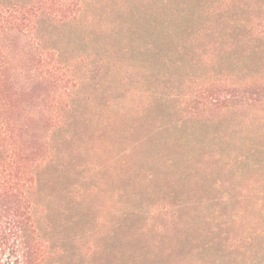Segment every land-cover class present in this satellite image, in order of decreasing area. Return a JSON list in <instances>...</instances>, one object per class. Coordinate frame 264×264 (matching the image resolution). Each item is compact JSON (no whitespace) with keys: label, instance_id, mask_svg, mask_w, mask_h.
I'll return each mask as SVG.
<instances>
[{"label":"rangeland","instance_id":"rangeland-1","mask_svg":"<svg viewBox=\"0 0 264 264\" xmlns=\"http://www.w3.org/2000/svg\"><path fill=\"white\" fill-rule=\"evenodd\" d=\"M143 1L128 66L76 90L73 140L40 182L60 264H264V38L216 28L192 42L204 0ZM234 86L250 106L225 107ZM197 91L220 99L190 100Z\"/></svg>","mask_w":264,"mask_h":264},{"label":"trees","instance_id":"trees-1","mask_svg":"<svg viewBox=\"0 0 264 264\" xmlns=\"http://www.w3.org/2000/svg\"><path fill=\"white\" fill-rule=\"evenodd\" d=\"M91 1L0 0V264H60L64 249L47 215L53 197L42 192L40 182L61 157L59 146L73 140L69 114L76 90L100 84L107 67H127L123 56L139 45L143 0H106V15L88 17ZM204 1L208 26L195 30L192 42L220 36L216 28L264 38V0ZM104 17L112 19L103 23ZM97 25L106 42L99 48L93 30ZM225 48L232 50L233 44ZM204 50H196L195 56ZM206 60L213 66L217 56L210 53ZM238 89L222 96L227 109L251 105L246 95L234 101L242 96ZM194 98L213 105L220 94L205 97L197 91L190 100ZM188 113L187 118L196 114Z\"/></svg>","mask_w":264,"mask_h":264}]
</instances>
